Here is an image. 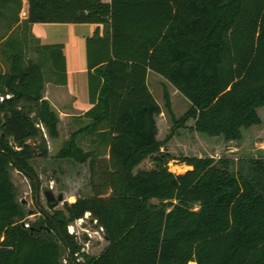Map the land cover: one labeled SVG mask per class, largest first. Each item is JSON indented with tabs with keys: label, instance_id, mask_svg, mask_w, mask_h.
Masks as SVG:
<instances>
[{
	"label": "trees",
	"instance_id": "16d2710c",
	"mask_svg": "<svg viewBox=\"0 0 264 264\" xmlns=\"http://www.w3.org/2000/svg\"><path fill=\"white\" fill-rule=\"evenodd\" d=\"M22 9L23 0H0V264H65V252L69 264L71 256L75 264H264V147H255L264 127V0H28L25 19ZM36 22L109 24L87 39L92 106L58 153L89 163L92 194L70 206L76 220L90 213L102 227L109 243L99 255L67 235L70 213L29 221L12 179L16 168L36 190L30 160L48 157L46 134L60 136L44 89L67 83L64 45L41 44ZM149 69L190 102L178 117L164 86L173 122L164 139ZM190 120L211 139L203 144L240 145L257 177L233 172L234 157L219 149L218 157L165 150ZM148 158L153 167L141 168ZM172 160L190 168L173 172Z\"/></svg>",
	"mask_w": 264,
	"mask_h": 264
},
{
	"label": "rangeland",
	"instance_id": "374dc122",
	"mask_svg": "<svg viewBox=\"0 0 264 264\" xmlns=\"http://www.w3.org/2000/svg\"><path fill=\"white\" fill-rule=\"evenodd\" d=\"M27 0H25L26 2ZM44 68H48L46 65ZM0 69L5 71L7 65L0 56ZM150 89L156 100L161 104L163 113L157 117L159 132V139H164L169 133L172 125L170 114L165 107L164 98V86L167 87L175 115L181 116L189 107V100L179 92L173 84L167 79L160 76L158 73H153L149 79ZM260 115L264 119V107L260 109ZM193 124V120L188 122V126L181 128L177 133L166 142L165 150L170 151L176 157L182 154H202V155H213L216 156V150H220L221 155H232V170L233 172H241L244 175L256 178L257 174L254 170V164L250 160H242L240 153H231L227 144L222 138H218L212 146L203 144V140H211L208 137L201 135L200 133L193 132L189 129V126ZM77 126L73 123L72 125L66 121H62L60 124V136L57 139H52L46 135L49 145L48 157L35 156L32 158L31 165L36 171L38 176V182L40 184L39 194V205L36 202V190L32 184L30 177H28L22 171L12 168L11 174L16 187V193L19 200H25V206L28 210L29 221L37 220L40 215L44 212L52 214L56 209L62 210L67 216L69 212L65 209L61 202L56 208H49L47 200L43 194L46 189H51L56 196L63 194L65 200L70 204L75 202L79 196H85L92 194L90 186V169L89 163H79L74 160L61 159L58 157V153L63 145V142L68 139L71 132ZM259 135L264 147V127L259 128ZM225 144V145H224ZM83 146L86 149L91 147L89 139L83 140ZM249 149H247L248 151ZM264 151V150H263ZM237 158V159H235ZM141 168L153 167V162L150 158L146 159L140 165ZM169 167L173 172H184L186 171V165L179 160H172L169 163ZM51 186H53L51 188ZM32 211V213H30ZM90 213L81 219L69 222V226L75 230L78 234V244L81 246V251L88 253L89 255H99L103 249L108 245V240L104 236L103 229L96 227V221H90ZM87 235L88 239L81 235ZM69 254L64 253V263L69 264ZM80 257V256H79Z\"/></svg>",
	"mask_w": 264,
	"mask_h": 264
},
{
	"label": "crops",
	"instance_id": "0c3cea01",
	"mask_svg": "<svg viewBox=\"0 0 264 264\" xmlns=\"http://www.w3.org/2000/svg\"><path fill=\"white\" fill-rule=\"evenodd\" d=\"M27 14L28 0L26 2L23 0L21 18L25 19ZM105 25L109 24L36 22L31 25L33 35L39 39L41 44L62 43L64 45L67 83L57 84L47 81L44 89L45 98L59 115V129L63 120L71 125L74 123L77 126L79 121L75 120V117L82 116L92 106L89 98L87 39L97 30L100 35H103L107 30ZM153 73L157 72L152 69L148 70V84ZM159 75L162 76L161 74ZM255 139V147L261 148L263 146L260 145L262 142L257 138ZM240 150V145L231 146L229 149L231 153H236ZM187 168H190V166L186 165Z\"/></svg>",
	"mask_w": 264,
	"mask_h": 264
},
{
	"label": "water",
	"instance_id": "95a60500",
	"mask_svg": "<svg viewBox=\"0 0 264 264\" xmlns=\"http://www.w3.org/2000/svg\"><path fill=\"white\" fill-rule=\"evenodd\" d=\"M11 142H12V145L16 149H18L17 146H16V144H15V142H14V139L13 138H11ZM30 144H32V145L34 144V140L33 139L30 140ZM36 183H37V185H36V202H37V205H39L40 184L37 181V179H36ZM43 194H44L47 202L49 203V208H54L59 202H63L64 205H65V208L71 214V216L69 217V222H72V221L76 220L75 217H74V215H73V213H72V208H71L70 204L65 200L63 194H59L58 196H56L55 193L51 189L44 190L43 191ZM21 202L23 204H25V200H21ZM30 213H32V211H30ZM89 219H90V221H96L93 217H89ZM96 227H99V228L102 229V227L99 226V224L97 223V221H96ZM67 235L70 238H72V239H75L76 238V234L71 233L69 230H67ZM85 237H86V239H88V236L87 235H85ZM66 242L68 243L67 240H66ZM71 260H72V263L75 264L74 263L73 256H71Z\"/></svg>",
	"mask_w": 264,
	"mask_h": 264
},
{
	"label": "flooded vegetation",
	"instance_id": "af4514ba",
	"mask_svg": "<svg viewBox=\"0 0 264 264\" xmlns=\"http://www.w3.org/2000/svg\"><path fill=\"white\" fill-rule=\"evenodd\" d=\"M53 186H51V188H52ZM67 201V200H66ZM68 202V201H67ZM48 203V202H47ZM61 202H59L54 208H56L59 204H60ZM63 203V202H62ZM69 203V202H68ZM70 204V203H69ZM48 205H49V203H48ZM63 205H64V203H63ZM64 207H65V205H64ZM50 209H52V208H50ZM66 209V208H65ZM56 210H60V209H56ZM67 210V209H66ZM45 213H47V212H45ZM54 213V212H53ZM47 215H49L50 216V213H47ZM60 220L62 221V222H64V220L62 219V218H60ZM67 230H69V226L67 227ZM73 234H76V238L75 239H72V241L75 243V245H79L78 244V238H79V236H78V234L77 233H75V230L73 229ZM82 237H84V238H86L85 237V235L83 234V235H81Z\"/></svg>",
	"mask_w": 264,
	"mask_h": 264
},
{
	"label": "built area",
	"instance_id": "2783aa9c",
	"mask_svg": "<svg viewBox=\"0 0 264 264\" xmlns=\"http://www.w3.org/2000/svg\"><path fill=\"white\" fill-rule=\"evenodd\" d=\"M24 225H25L26 227H28V226H29V223L25 222ZM69 231H70L71 233H73V229L71 228V226H69Z\"/></svg>",
	"mask_w": 264,
	"mask_h": 264
},
{
	"label": "bare ground",
	"instance_id": "6f19581e",
	"mask_svg": "<svg viewBox=\"0 0 264 264\" xmlns=\"http://www.w3.org/2000/svg\"><path fill=\"white\" fill-rule=\"evenodd\" d=\"M191 264H194V263H191Z\"/></svg>",
	"mask_w": 264,
	"mask_h": 264
}]
</instances>
